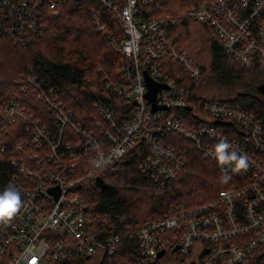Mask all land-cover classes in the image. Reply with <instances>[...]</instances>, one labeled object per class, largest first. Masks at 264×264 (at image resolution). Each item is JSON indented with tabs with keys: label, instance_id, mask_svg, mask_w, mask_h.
I'll return each mask as SVG.
<instances>
[{
	"label": "built area",
	"instance_id": "2783aa9c",
	"mask_svg": "<svg viewBox=\"0 0 264 264\" xmlns=\"http://www.w3.org/2000/svg\"><path fill=\"white\" fill-rule=\"evenodd\" d=\"M44 1L50 9L59 2ZM97 1L120 27L118 37L123 39L120 42L115 35L109 36L113 48L122 54L123 60L118 71L119 81L108 83L105 90H123L120 101L126 107L120 110V117L115 106L113 110H96L98 118L91 127H80L55 116L54 126L61 125L86 134L77 147L67 142V150L60 142L63 133L55 128L54 133L48 132L39 120L14 106L5 110L0 124L21 119L30 125L29 131L46 150L47 155L40 158L45 162L43 169L34 172L30 178L47 183L46 192L52 194L57 203L55 207L50 204L42 209L34 204L37 198L32 199L22 203L6 222H0V259L6 264H61L97 253L114 254L117 244H102L96 237L98 234L87 228V223L94 222V218L80 192L82 184L61 182L60 177L66 173L61 166L70 160L77 161V167L88 175L85 184H90L100 175L102 168H111L135 146L137 140H141L146 154L140 171L147 179L164 186L165 181L176 177L189 164L165 143L169 140L167 136L172 135L188 140L199 152L208 151L210 155L204 157L211 161H216L212 156L213 146L224 140L230 145V151L247 157L248 167L238 172L228 169L235 183L220 189L215 198L193 207L173 208L166 217L148 221L133 233L132 237L137 238L140 245L136 264H158V253L163 251L165 256L175 247H178L176 251L180 259L162 263L264 264V155L259 153L263 139V129L256 130L259 121L235 105L207 97L201 108L208 113L192 115L191 121L185 122L196 105H191V110L186 109L190 104L185 102L184 88L177 81L179 76H170L167 64L179 66L193 79L199 78L200 70L178 48L167 27L158 19L161 16H149L147 8L156 0ZM253 1H256L255 8L251 9L248 5ZM263 8L264 0H209L190 5L185 16L214 26L219 38L222 35L221 44L237 63L264 72V29L258 26L257 35H254L249 28ZM34 10L28 0H0V30L5 29L11 36H16V32L24 36L26 29L30 32L37 30L32 26L38 20ZM221 17H224L223 21ZM176 20L170 17L169 24H175ZM96 25L99 31L105 28L99 17H96ZM145 73L157 83L166 84L167 87L156 95L158 105L164 109L151 111V104L145 98ZM38 91L53 109L57 99L50 98L44 90ZM49 94L52 96L53 91ZM194 97L200 100L198 96ZM177 108L188 113L178 114ZM201 108L199 105L197 111ZM216 109L218 114L213 115ZM48 111L66 113L65 110ZM117 138L121 139L120 142H115ZM30 145L35 153L37 144ZM114 149L120 154L115 155ZM20 153L18 150L17 156ZM99 155L107 162L94 168L91 161ZM17 156L11 161L16 173L22 162ZM222 167L228 168L226 165ZM246 203L249 206L246 207ZM50 212L55 214L56 223L51 221ZM246 212L252 217L246 218Z\"/></svg>",
	"mask_w": 264,
	"mask_h": 264
},
{
	"label": "trees",
	"instance_id": "16d2710c",
	"mask_svg": "<svg viewBox=\"0 0 264 264\" xmlns=\"http://www.w3.org/2000/svg\"><path fill=\"white\" fill-rule=\"evenodd\" d=\"M58 1L57 6L50 9L44 0H28L35 8L38 20L32 25L37 30L30 32L23 28L25 35L16 32V36H20L17 39L5 30L0 32V119L5 110L14 106L39 120L40 125L53 133L55 113L48 110H65L74 123L91 127L98 117L94 110L111 104L119 115L126 107L117 92L112 94L113 91L105 90L108 83L119 81L118 71L122 67L123 56L109 39L111 35L117 40L121 38L117 24L97 0ZM204 1L209 0H156L147 8L150 17L161 16L166 20L165 27L178 48L200 70L199 78L193 79L179 66L167 64L168 74L173 78L179 76L177 81L184 88L185 102L190 107L199 104L201 108L204 100L201 97L196 100L194 91L202 74L207 73L212 82L225 89L217 99L213 98L229 105L237 104L252 114L261 123L264 138V95L259 90L264 83L259 77L261 72L241 66L228 52L224 53L223 44L210 25L185 15L175 24H169L170 17L183 12L188 4L198 5ZM96 17L102 20L105 31L97 30ZM257 27L256 20H252L249 28L254 35H257ZM248 77H251L249 81L246 80ZM38 89L57 99L53 109L40 97ZM177 109L178 114L188 113ZM28 126L21 119L0 126V149H4L0 151V189L12 183L10 180L14 175H19L11 163L17 156L16 146L22 145L17 159L24 161L34 154ZM167 137L169 140L165 141L189 164L176 177L165 181L164 186L141 173L140 166L146 154L141 140L117 160L112 170L101 169L105 188L93 183L82 184L81 190L92 186L88 188L89 193H82V197L89 204L98 237L104 240L113 235L120 236L114 254L104 255L100 264H135L140 250L133 233L148 221L166 217L173 208L193 207L215 198L221 188L233 181L230 178L227 183H221L219 177L223 167L204 158L188 140L172 135ZM60 142L66 149L65 135ZM86 261L78 258L61 264H85Z\"/></svg>",
	"mask_w": 264,
	"mask_h": 264
},
{
	"label": "bare ground",
	"instance_id": "6f19581e",
	"mask_svg": "<svg viewBox=\"0 0 264 264\" xmlns=\"http://www.w3.org/2000/svg\"><path fill=\"white\" fill-rule=\"evenodd\" d=\"M34 1V0H33ZM39 1V0H38ZM255 2L256 1H253L251 2L248 7L251 8V9H254L255 8ZM34 4V3H33ZM44 4V3H43ZM111 17V16H110ZM158 18V17H157ZM222 18V21L224 20V17H221ZM160 19L162 22H163V25L164 27L167 25L166 24V20L162 17L158 18ZM256 22L259 26L260 29H264V8L263 10H261V14L258 18H256ZM166 24V25H165ZM33 26V25H32ZM97 26V25H96ZM118 26V25H117ZM211 26V25H210ZM105 27V26H104ZM119 28V31H120V27L118 26ZM213 32L216 34V36L219 38V34L218 32L215 30V27L214 26H211ZM98 29V28H97ZM2 30H5V29H1L0 32H2ZM6 31V30H5ZM99 31V30H98ZM105 31V28L104 30ZM103 31H100V32H103ZM7 33V31H6ZM121 33V31H120ZM10 35V34H9ZM11 36V35H10ZM12 38L14 39H17L19 38L18 36H11ZM123 40V39H122ZM121 40V41H122ZM222 40V35H220V41ZM14 41V40H13ZM120 41V42H121ZM22 42V41H21ZM224 53L226 52H229L227 48L225 47H222ZM229 55H231L233 57V59L236 61V59L234 58V56L230 53H228ZM237 62V61H236ZM122 91L121 89H118L117 91H113L112 94L114 93H118V95H120V99L122 98L121 95H122ZM236 108H238L239 110H243V111H246L244 109H242L239 105H235ZM190 107V105L186 106V109ZM59 110V108H58ZM99 110H113V107L111 104H109L108 106H105V107H102L101 109ZM188 110V109H187ZM95 111V110H94ZM247 112V111H246ZM208 111H206L204 108H201L200 111H198L197 115L198 114H207ZM249 113V112H248ZM191 114V113H190ZM218 114V109H216L213 113V115H216ZM55 116H58L59 118L63 119V120H67V121H71L73 124L77 125V126H80V127H84V126H81L80 124H76L74 123L71 118H70V113H55ZM98 118V117H97ZM97 120V119H96ZM2 125V124H1ZM0 125V126H1ZM93 125V124H92ZM43 126L44 128H46V130L48 131V128L45 126V125H41ZM262 129V126L259 122V125L258 127L256 128L257 131L261 130ZM56 130L60 133H63L65 135V140L66 142L69 143L70 146H73V147H77L86 137V134L80 130H74V129H69L67 127H64V126H61V125H56ZM32 135V134H31ZM120 138H117L115 140V142H120ZM234 140L236 141L237 140V137L234 138ZM167 141V140H166ZM165 141V143H167ZM36 143L37 144V151L31 156L29 157V159H25L24 161L21 162V168L19 170V175L18 177H14L10 180L12 181V185L16 186V188L19 190L20 192V195H21V204L22 203H26L28 202L29 200H35L34 204L35 206L39 207V208H46L48 205H52V207H55L57 201L55 200V197L50 194V193H47L46 190L48 189V184H43L41 182H38V181H33L34 179L30 178L31 175L34 173V172H40L42 169H43V165H44V160L43 159H40L41 157H44L46 156L47 152L46 150L39 144V141L34 138V136L32 135L31 137V144L33 143ZM168 144V143H167ZM191 144V143H190ZM169 145V144H168ZM22 146V145H21ZM21 146L18 145L16 146V150H21ZM171 147V145H169ZM23 148V147H22ZM172 148V147H171ZM203 157L204 156H209L210 153H208V151H202L200 152ZM259 153H261L262 155H264V138L261 140L260 144H259ZM23 158V156H20V158ZM57 157V154L54 155V158ZM28 158V157H27ZM205 158V157H204ZM20 160V159H19ZM145 160V159H144ZM144 162V161H143ZM77 161L75 160H70L66 163H64L62 166H61V170L66 172L64 175H62L60 177V180L61 182H64L66 185H70V184H73V185H81L83 182L86 183L87 181V174L84 173V170L81 169V168H78L77 167ZM143 164V163H142ZM142 166V165H141ZM140 166V167H141ZM111 170L113 169L112 167L110 168ZM83 176V177H81ZM86 176V177H85ZM100 176V175H99ZM97 177V176H96ZM96 177L94 178L93 180V184L95 185V179ZM101 177V176H100ZM102 178V177H101ZM91 184V183H90ZM96 186V185H95ZM98 187V186H97ZM227 186L221 188V189H226ZM229 188V186L227 187ZM89 205V204H88ZM249 206L248 203H246V207ZM263 208H264V205H263ZM50 219L53 223H56L57 222V218L55 216V214L53 212H50ZM246 218H250L252 217V214L249 213V212H246L245 215H244ZM151 221H155V220H151ZM158 221V220H156ZM87 228L89 229V231L92 232V230H95L94 229V225H93V222H88L87 223ZM96 234L99 235V233L96 232ZM98 238V236H96ZM120 237V236H119ZM135 242H136V245H137V248L140 249V245H139V240L136 238L134 239ZM100 242L102 244H119L120 240L118 239V237L116 235H113V236H110L106 239H101ZM170 253H177L178 255V252L174 249L170 250L169 251ZM168 253V252H167ZM106 255V254H105ZM102 257L104 255H101ZM87 258L89 256H86ZM86 257H83V259H85ZM180 257V256H179ZM159 259V263L158 264H164L162 262H164V254L160 257H157ZM167 261V260H166ZM136 264V259H135V262ZM0 264H6V261L4 259H0ZM166 264V263H165Z\"/></svg>",
	"mask_w": 264,
	"mask_h": 264
},
{
	"label": "clouds",
	"instance_id": "9594fccd",
	"mask_svg": "<svg viewBox=\"0 0 264 264\" xmlns=\"http://www.w3.org/2000/svg\"><path fill=\"white\" fill-rule=\"evenodd\" d=\"M230 145L220 140L213 146L212 156L216 162L221 166H228V168H222V175L219 177L221 183H227L231 178L229 170L231 172H238L248 167V160L245 155H238L235 151L229 150ZM114 154L119 155L120 151L114 149ZM107 161L99 155L91 161L94 168H100ZM21 207V195L16 186L9 184L0 189V222H6L11 218L14 213Z\"/></svg>",
	"mask_w": 264,
	"mask_h": 264
},
{
	"label": "rangeland",
	"instance_id": "374dc122",
	"mask_svg": "<svg viewBox=\"0 0 264 264\" xmlns=\"http://www.w3.org/2000/svg\"><path fill=\"white\" fill-rule=\"evenodd\" d=\"M190 7V5L188 4L187 6H185L184 8H183V12H181L180 14H178V15H176L175 17H173V18H176V19H178V18H181L182 16H184V15H186V12H187V10H188V8ZM156 17H158V16H156ZM98 28V27H97ZM98 30V29H97ZM122 40V38H120V39H118V41H121ZM112 45V44H111ZM260 75H259V77H261V78H263L264 79V72H261V73H259ZM251 77H248V78H246V80L247 81H249V79H250ZM223 92H225V89L224 88H222V87H218V85L217 84H215L214 82H212L211 81V79H210V77L208 76V74L207 73H204V74H202V76H201V79H200V82H199V84H198V86H197V88L195 89V91H194V94L196 95V96H198V97H201V100H203V99H205V98H207V97H215L216 99H217V97H219L220 95H222V93ZM198 107H199V104H197L196 105V108L193 110V112H191V114H189L190 116H188L187 118H185V122H187L188 123V121H191V117H192V115H197V113H198V111H197V109H198ZM189 108V107H188ZM191 108V107H190ZM95 112H96V110H95ZM97 113V112H96ZM0 151H1V149H0ZM2 152V151H1ZM81 177H83V176H81ZM232 179V178H231ZM84 183V182H83ZM82 183V184H83ZM235 183V181L233 180L230 184H228V185H231V184H234ZM88 188H92V186H89V187H86V188H84L83 190H81L80 192L81 193H83V192H87V193H89V190L90 189H88ZM211 200V199H210ZM87 261H86V263L85 264H100V262L102 261V256H101V254L100 253H97L96 255H93V256H91V257H86L85 258ZM178 259H180V257L179 256H177V253L175 252V253H170V252H168L165 256H164V261H169V262H171V263H173V262H175L176 260H178Z\"/></svg>",
	"mask_w": 264,
	"mask_h": 264
},
{
	"label": "water",
	"instance_id": "95a60500",
	"mask_svg": "<svg viewBox=\"0 0 264 264\" xmlns=\"http://www.w3.org/2000/svg\"><path fill=\"white\" fill-rule=\"evenodd\" d=\"M145 83L147 86V91L145 94V98L148 100V102L151 104V111H156L159 109H164L165 107L158 105L157 103V92L161 89L166 88V84L164 83H157L154 81L152 78L149 77L147 73H145ZM260 92L264 95V83L259 87ZM190 110L191 108H187ZM95 185L98 186L99 188L103 189L106 186L105 181L100 177L97 176L95 179ZM178 247H175L174 250H177ZM164 254L163 251H160L158 253V257L162 256Z\"/></svg>",
	"mask_w": 264,
	"mask_h": 264
},
{
	"label": "flooded vegetation",
	"instance_id": "af4514ba",
	"mask_svg": "<svg viewBox=\"0 0 264 264\" xmlns=\"http://www.w3.org/2000/svg\"><path fill=\"white\" fill-rule=\"evenodd\" d=\"M177 256H179V254Z\"/></svg>",
	"mask_w": 264,
	"mask_h": 264
}]
</instances>
